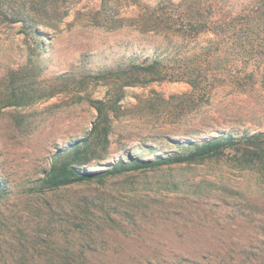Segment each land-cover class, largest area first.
Segmentation results:
<instances>
[{"label":"rangeland","instance_id":"1","mask_svg":"<svg viewBox=\"0 0 264 264\" xmlns=\"http://www.w3.org/2000/svg\"><path fill=\"white\" fill-rule=\"evenodd\" d=\"M157 1L117 0L110 17L119 20L105 23L91 19L101 0H78L53 27L0 26V264H264L257 160L225 149L132 168L180 141L264 132L259 61H248L260 73L253 84H220L209 100L188 101L183 81L124 84L129 65L179 42L134 24L139 4ZM246 1L223 3L237 11ZM215 40L205 32L183 48ZM62 162L94 172L117 163L119 172L46 188L45 173Z\"/></svg>","mask_w":264,"mask_h":264},{"label":"trees","instance_id":"2","mask_svg":"<svg viewBox=\"0 0 264 264\" xmlns=\"http://www.w3.org/2000/svg\"><path fill=\"white\" fill-rule=\"evenodd\" d=\"M76 1L0 0V26L20 23L22 29L28 28L35 32L41 26L53 27L62 21L68 14L70 4ZM112 3L117 4V0H101L91 19L101 23L113 21L110 17V12L114 11ZM225 5L223 0H158L154 4H139L136 17L132 19L138 29L143 33L173 36L178 39L179 45L171 54L162 56L159 52L142 62H133L129 65L130 73L124 84L183 81L192 88L187 98L190 102L198 96L209 100L214 88L226 82L242 87L249 81L253 84L260 75L259 71L264 69V0H248L245 7L237 11L226 9ZM205 32L212 33L216 40L210 42L207 48H202L203 51L200 49L188 53L183 48L188 44L187 41H195ZM227 48L233 51L228 61L221 58ZM249 60L261 63L257 67L259 71L254 72L253 67H249ZM97 110L98 119L107 116L104 105L97 106ZM217 133L200 140L177 142L181 149L166 156L135 159L132 168L146 169L192 162L231 149L241 152L243 159L257 160L264 172V132ZM73 147L78 150L77 143ZM118 172L117 163L104 171L94 172L62 162L53 165L45 173L42 182L46 188H57L113 176Z\"/></svg>","mask_w":264,"mask_h":264}]
</instances>
